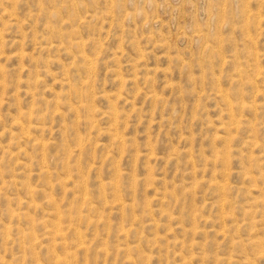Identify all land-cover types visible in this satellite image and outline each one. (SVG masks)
Returning <instances> with one entry per match:
<instances>
[{
	"label": "rangeland",
	"instance_id": "rangeland-1",
	"mask_svg": "<svg viewBox=\"0 0 264 264\" xmlns=\"http://www.w3.org/2000/svg\"><path fill=\"white\" fill-rule=\"evenodd\" d=\"M143 262L264 264V0H0V264Z\"/></svg>",
	"mask_w": 264,
	"mask_h": 264
},
{
	"label": "bare ground",
	"instance_id": "bare-ground-1",
	"mask_svg": "<svg viewBox=\"0 0 264 264\" xmlns=\"http://www.w3.org/2000/svg\"><path fill=\"white\" fill-rule=\"evenodd\" d=\"M81 182V181H80ZM83 190V189H82ZM46 197V196H45ZM47 198V197H46ZM86 203V202H85ZM63 213V212H62ZM60 219V218H59ZM32 223V222H31ZM31 225V224H30ZM65 228V227H64ZM61 238V237H60ZM62 240V239H61ZM56 241V240H55ZM132 246V245H131ZM144 263V262H143ZM145 264V263H144Z\"/></svg>",
	"mask_w": 264,
	"mask_h": 264
}]
</instances>
